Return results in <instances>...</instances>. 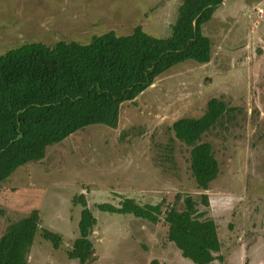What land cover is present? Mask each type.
I'll list each match as a JSON object with an SVG mask.
<instances>
[{
    "label": "rangeland",
    "instance_id": "1",
    "mask_svg": "<svg viewBox=\"0 0 264 264\" xmlns=\"http://www.w3.org/2000/svg\"><path fill=\"white\" fill-rule=\"evenodd\" d=\"M180 2L0 0V53L30 41L82 43L108 30L128 34L136 25L165 37ZM201 30L211 41L208 63L173 65L121 104L116 127L94 124L76 131L0 183V235L8 223L37 209L39 227L61 236L53 248L39 229L27 264H80L66 255L82 208L71 198L80 193L96 218L89 235L94 259L86 264H195L167 240L162 217L151 223L95 207L128 197L139 204L164 200L163 209L176 194L192 196L198 211L214 220L221 249L213 264H264V0H224ZM211 97L234 110L202 137L219 166L203 191L188 168V149L173 140L170 126L200 116ZM203 192L208 206L199 203Z\"/></svg>",
    "mask_w": 264,
    "mask_h": 264
},
{
    "label": "trees",
    "instance_id": "2",
    "mask_svg": "<svg viewBox=\"0 0 264 264\" xmlns=\"http://www.w3.org/2000/svg\"><path fill=\"white\" fill-rule=\"evenodd\" d=\"M221 2L181 0L165 37L151 35L136 25L128 34L108 30L82 43L30 41L0 53V183L16 168L40 161L47 146L76 131L94 124L116 127L121 104L133 100L173 65L186 60L208 63L211 41L201 26ZM232 110L224 100L211 97L200 116L181 117L170 126L173 140L188 149V168L196 187L203 191L217 177L219 166L211 143L202 137ZM71 202L82 208L78 235L66 255L86 264L94 259L89 235L96 218L83 193L73 196ZM199 203L208 206L206 193L200 194ZM163 205L164 200L139 204L126 197L118 205L101 202L95 207L151 223L162 217L167 240L182 257L195 264H213L221 249L214 220L204 217L197 201L188 194H176L162 209ZM39 223V212L32 209L27 216L6 225L0 235V264H26L39 229L43 239L53 248L59 247L61 236L40 228ZM150 264L157 263L153 260Z\"/></svg>",
    "mask_w": 264,
    "mask_h": 264
},
{
    "label": "built area",
    "instance_id": "3",
    "mask_svg": "<svg viewBox=\"0 0 264 264\" xmlns=\"http://www.w3.org/2000/svg\"><path fill=\"white\" fill-rule=\"evenodd\" d=\"M258 12H259V13H262V9H258Z\"/></svg>",
    "mask_w": 264,
    "mask_h": 264
},
{
    "label": "crops",
    "instance_id": "4",
    "mask_svg": "<svg viewBox=\"0 0 264 264\" xmlns=\"http://www.w3.org/2000/svg\"><path fill=\"white\" fill-rule=\"evenodd\" d=\"M78 230V229H77ZM78 235V234H77ZM26 264H27V259H26Z\"/></svg>",
    "mask_w": 264,
    "mask_h": 264
},
{
    "label": "water",
    "instance_id": "5",
    "mask_svg": "<svg viewBox=\"0 0 264 264\" xmlns=\"http://www.w3.org/2000/svg\"><path fill=\"white\" fill-rule=\"evenodd\" d=\"M222 1H224V0H222Z\"/></svg>",
    "mask_w": 264,
    "mask_h": 264
}]
</instances>
